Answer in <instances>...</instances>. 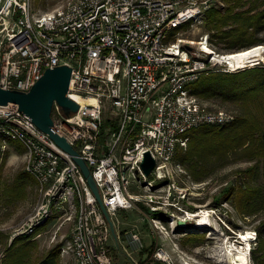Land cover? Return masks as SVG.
Listing matches in <instances>:
<instances>
[{"label":"built area","instance_id":"built-area-1","mask_svg":"<svg viewBox=\"0 0 264 264\" xmlns=\"http://www.w3.org/2000/svg\"><path fill=\"white\" fill-rule=\"evenodd\" d=\"M222 4L64 0L50 11L36 13L32 0H0V86L28 91L46 68L72 67L69 96L79 108L66 115L55 104L53 129L86 161L112 219L120 210L136 209L140 201L157 211L185 198V188L176 184L174 175L185 172L175 156L187 147L188 133L234 120L232 112L207 108L193 92L210 63L226 71L237 69L228 54L215 51L207 32L194 51L184 49L187 42L176 37L181 26L202 21L208 9ZM106 110L110 116L103 132ZM13 141L24 147L25 170L38 192L27 218L11 232L9 244L17 236L37 240L53 213L62 212V222L72 221V226L60 254H69L73 264H114L111 243L118 246L80 167L17 104H0V166ZM146 152L155 160L148 176L141 167ZM155 181L166 183L156 187ZM132 186L149 193H134ZM147 220L152 232L162 226L160 218ZM62 222L50 233L52 241ZM120 222L114 221L119 248L138 264L133 253L144 247L140 233L134 228L120 233ZM151 258L171 264L163 246H157Z\"/></svg>","mask_w":264,"mask_h":264},{"label":"rangeland","instance_id":"rangeland-1","mask_svg":"<svg viewBox=\"0 0 264 264\" xmlns=\"http://www.w3.org/2000/svg\"><path fill=\"white\" fill-rule=\"evenodd\" d=\"M63 1L32 0V3L34 11L41 13L56 8ZM224 5L223 2L222 5H217V7L221 8ZM247 7L248 5L245 8ZM205 21L206 15L202 21L190 24L187 22L178 29L176 37H180V39L187 42L184 45V49L196 50L198 47L197 42L205 32L209 33L211 39L212 32L207 31ZM256 35L264 39V30L258 31ZM192 42H195V44H190ZM207 43L209 44V41ZM211 45H214L215 51L219 53L227 54L229 52L239 51L236 48H229V40L225 38L221 39L217 35L214 36L213 41L211 40ZM255 45L261 46L262 53V58L257 63L229 71L221 69L222 65L220 64L212 65L210 63V72H235L250 67L264 66V42H258ZM196 97L207 108L226 109L235 116L242 108L239 103L225 100L220 96L203 99L197 95ZM109 116L110 112L106 110L102 117L101 127L102 125L108 124L105 121ZM101 130L104 132L103 127ZM101 137L103 141L105 134L102 133ZM11 143L14 144L11 148V151L14 152L6 155L0 166V258L3 256L9 244L11 232L27 218L29 211L34 207L38 192L34 178H31L27 174L25 176L24 147L19 142L13 141ZM255 162V160H248L240 152L235 154L231 153L225 161L222 158L218 159L213 157L207 161L208 174L199 181L194 180L188 173L186 167L181 164L185 172H177L174 175V179L180 188H185V198L177 202L173 201L175 203L174 206L172 204L173 202H167V205H161V208L157 211H152L150 208L151 205L145 201L138 202L137 208L132 211H118L116 218L121 221L119 225L120 230L134 228L140 233L142 238L144 244L143 249L141 252L133 253V256L137 258L138 264H167L162 261L154 262L152 260L151 255L157 246H163L165 248L170 257L171 264H184L185 261L187 264H222L221 261H218V258L213 256H223V251L220 247L224 242L228 240L229 243H233L235 240H239L237 234L245 230L254 231L256 236L254 240L250 241V251L248 250L249 264H255L252 257V250L258 242L257 230L264 229V208L258 210L255 214L242 215L232 204V197L227 194V189L233 185H246L248 183L264 185L262 163L259 166L260 172L254 177H249L244 173V170L251 167ZM149 178L151 179L153 177L151 176ZM22 180L25 181L26 195L17 198L9 197V194L17 189ZM154 183L158 187L166 183V181H155ZM131 191L139 194L149 193L143 187L135 186L131 187ZM152 192L158 193L157 190ZM199 209H208L210 211L209 223L206 222L207 224L199 229H196L193 223H187L185 226L178 225L179 220L188 221L185 219L187 217L186 212H196ZM61 214L62 212L53 213L49 225L45 226L46 232L44 231L43 236L37 239L38 247L35 251V256L38 258H42L50 249H53L56 245H61L70 238L72 221L62 222L64 216H61ZM152 217L160 218L162 221V226L156 232L151 231L152 225L147 220ZM116 218L114 216V221H116ZM61 222L62 224L57 229L56 239L52 241L49 235L52 231L56 230L55 228ZM61 235H63V238H61ZM235 244L240 245L238 242H235ZM111 248L114 264H133L129 257L121 251L123 250L121 247L120 250L115 247V244L111 243ZM71 259L69 254L63 256L60 254V261L62 263L69 262Z\"/></svg>","mask_w":264,"mask_h":264},{"label":"trees","instance_id":"trees-1","mask_svg":"<svg viewBox=\"0 0 264 264\" xmlns=\"http://www.w3.org/2000/svg\"><path fill=\"white\" fill-rule=\"evenodd\" d=\"M222 1L225 4L223 7L213 6L206 12L205 27L212 32L210 40L213 41L217 35L229 40V48L237 50L264 42L256 35L258 31L264 30V0ZM193 92L202 99L220 96L239 103L242 108L227 125L206 124L191 130L187 147L179 148L176 153L177 162L186 167L194 180L199 181L209 172L208 160L215 157L225 161L231 153L240 152L248 160L256 161L244 173L254 177L260 172L262 163L264 176V66L235 72L208 71L197 80ZM26 174L33 178L27 171ZM227 194L232 197V204L242 215L255 214L264 208V185H233L227 189ZM25 195V181L22 180L9 197ZM257 232L258 242L252 250V257L255 264H264V229H258ZM60 246L56 245L45 256L38 258L35 256L38 241L17 236L8 244L0 264H73L60 261Z\"/></svg>","mask_w":264,"mask_h":264},{"label":"water","instance_id":"water-1","mask_svg":"<svg viewBox=\"0 0 264 264\" xmlns=\"http://www.w3.org/2000/svg\"><path fill=\"white\" fill-rule=\"evenodd\" d=\"M71 70L72 67L66 64L48 67L28 91L5 89L0 86V104H17L19 110L29 116L40 130L48 133L61 149L71 155L74 162L80 167L87 185L94 194L119 248L114 221L103 203L99 188L92 176L90 168L67 139L56 133L53 129L52 110L55 104L60 106L66 115L76 112L79 108V104L69 96ZM154 166V158L149 152H146L141 163L144 174L148 176ZM187 223H193V220L178 221L179 226H185Z\"/></svg>","mask_w":264,"mask_h":264},{"label":"bare ground","instance_id":"bare-ground-1","mask_svg":"<svg viewBox=\"0 0 264 264\" xmlns=\"http://www.w3.org/2000/svg\"><path fill=\"white\" fill-rule=\"evenodd\" d=\"M227 54V58L233 62L236 68H243L248 65H253L262 58L261 46L259 45L244 48L236 52H229ZM209 212L210 211L208 209H199V211L196 212H187V217L185 219H194L195 222L193 220V224H195L196 229H199L200 227L207 224L206 222L210 220L209 217L211 215ZM237 235L239 240L237 239L235 242H238L240 245L235 244V242L229 243L228 240H226L220 247L223 251V256H213L218 258V261H221L222 264H249V244L250 241L254 240L256 237L255 233L254 231L245 230L238 233Z\"/></svg>","mask_w":264,"mask_h":264},{"label":"crops","instance_id":"crops-1","mask_svg":"<svg viewBox=\"0 0 264 264\" xmlns=\"http://www.w3.org/2000/svg\"><path fill=\"white\" fill-rule=\"evenodd\" d=\"M11 152H14V151H11V150H10V152H8V154L11 153ZM120 224H121V222L119 223V225H120ZM119 229H120V228H119ZM125 230H127V229H121V230H119V231H120V233H122V232H124ZM9 240H10V239H9ZM12 240H13V239H12ZM11 242H12V241H11ZM122 244H123V245H126L125 240L122 241ZM71 260H72V259H71ZM71 260H70L69 262L73 263ZM66 263H67V261H66Z\"/></svg>","mask_w":264,"mask_h":264}]
</instances>
